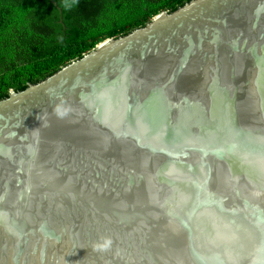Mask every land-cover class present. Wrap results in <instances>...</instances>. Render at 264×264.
I'll return each mask as SVG.
<instances>
[{"label":"water","instance_id":"water-1","mask_svg":"<svg viewBox=\"0 0 264 264\" xmlns=\"http://www.w3.org/2000/svg\"><path fill=\"white\" fill-rule=\"evenodd\" d=\"M0 264H264V0H191L10 90Z\"/></svg>","mask_w":264,"mask_h":264},{"label":"trees","instance_id":"trees-1","mask_svg":"<svg viewBox=\"0 0 264 264\" xmlns=\"http://www.w3.org/2000/svg\"><path fill=\"white\" fill-rule=\"evenodd\" d=\"M0 0V100L191 0Z\"/></svg>","mask_w":264,"mask_h":264}]
</instances>
